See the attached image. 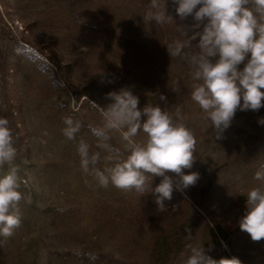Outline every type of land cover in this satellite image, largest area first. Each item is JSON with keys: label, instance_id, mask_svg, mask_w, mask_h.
<instances>
[{"label": "rangeland", "instance_id": "rangeland-1", "mask_svg": "<svg viewBox=\"0 0 264 264\" xmlns=\"http://www.w3.org/2000/svg\"><path fill=\"white\" fill-rule=\"evenodd\" d=\"M148 4L0 0V116L18 137L15 163L21 190L31 198L30 204L21 201V227L0 245V264H178L190 242L203 244L213 259L264 264V240L252 241L239 227L247 190L264 163V125L258 123L264 107L238 110L217 138L191 100L187 62L171 58L166 46L183 39L177 26L187 38L203 25L193 29V17L182 20L172 0L165 5L172 22H149ZM198 40L191 41V51L198 50ZM44 48L53 55L42 54ZM121 88L138 97L141 110L149 104L180 108L196 139V160L185 171L200 179L174 190L165 211L151 193L99 187L81 169V139L90 152H101L98 166H104L107 153L89 126L101 122L94 104L107 107L106 94ZM66 116L82 122L74 141L62 134ZM111 143L121 147L118 133ZM161 179L154 177L152 187Z\"/></svg>", "mask_w": 264, "mask_h": 264}, {"label": "clouds", "instance_id": "clouds-1", "mask_svg": "<svg viewBox=\"0 0 264 264\" xmlns=\"http://www.w3.org/2000/svg\"><path fill=\"white\" fill-rule=\"evenodd\" d=\"M176 13L183 20L192 16L194 31L186 37L182 27L177 32L183 39L167 44L172 57H182L189 66L191 100L198 105L210 127L220 133L226 130L239 111H258L264 107V0H172ZM166 0H149L145 17L164 25L173 21L166 13ZM199 38L191 51V41ZM187 49V51H185ZM243 64V69L239 66ZM107 107L94 104L101 116L98 126H92L97 147L107 153L101 162V152H90L80 140L77 153L83 172L92 175L99 187L110 185L123 192H135L141 197L151 193L160 211L166 210L174 190L194 186L199 173L190 170L196 160V139L184 122L180 108L162 110L149 104L138 108L139 99L128 88L106 94ZM161 100L165 97L161 96ZM144 116L146 119H141ZM264 125V118L258 120ZM62 134L76 140L82 122L72 116L63 118ZM118 133L121 147L112 145V134ZM46 134V133H45ZM18 137L10 121L0 116V245L12 237L23 223L21 201L31 203L22 192L24 181L16 147ZM154 177L161 181L154 188ZM257 184L247 190L246 212L239 221L242 231L252 241L264 240V163L254 173ZM191 239V235H189ZM178 264H242L235 256L213 259L203 244L190 242L180 253Z\"/></svg>", "mask_w": 264, "mask_h": 264}, {"label": "trees", "instance_id": "trees-1", "mask_svg": "<svg viewBox=\"0 0 264 264\" xmlns=\"http://www.w3.org/2000/svg\"><path fill=\"white\" fill-rule=\"evenodd\" d=\"M40 52H41L42 54L46 53V54H49V55H51V54L53 53V52L50 51V50L47 51V48L40 49ZM52 55H53V54H52ZM58 68H59V66H58Z\"/></svg>", "mask_w": 264, "mask_h": 264}]
</instances>
